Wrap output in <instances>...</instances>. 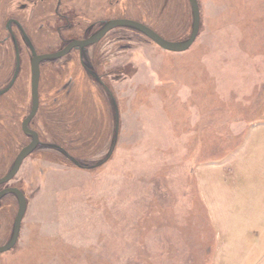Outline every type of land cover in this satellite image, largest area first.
Segmentation results:
<instances>
[{"label": "rangeland", "instance_id": "rangeland-1", "mask_svg": "<svg viewBox=\"0 0 264 264\" xmlns=\"http://www.w3.org/2000/svg\"><path fill=\"white\" fill-rule=\"evenodd\" d=\"M192 45L127 27L39 64V144L0 264H264V0H196ZM191 35L188 0H0V178L30 142V61L111 20ZM79 76V77H78ZM84 76V77H83ZM21 78V81H20ZM17 199L0 198V246Z\"/></svg>", "mask_w": 264, "mask_h": 264}, {"label": "water", "instance_id": "water-1", "mask_svg": "<svg viewBox=\"0 0 264 264\" xmlns=\"http://www.w3.org/2000/svg\"><path fill=\"white\" fill-rule=\"evenodd\" d=\"M188 1H189L191 12H192V31H191V35L188 38V40L182 43L167 41L163 39L162 37H160L158 34H156L153 30L146 27L145 25L140 24L139 22L125 20V19H117V20H111L105 23L104 26L98 32L92 35L90 38L85 39V40L71 41L63 49L55 53L42 54V55H36L35 53H33L31 61H30V94H31L30 111L21 124L22 132L28 135L31 140L25 147H23L19 151L10 170L7 172L5 176L0 178V184L7 183L15 176V174L18 172L20 168L22 161L39 144L37 133L30 130L28 128V124L30 120L33 118V116L35 115L37 108H38L39 64L41 61L59 59L65 56L66 54H68L71 49H82L86 46L92 45L96 43L97 41H99L107 32L117 27H127V28L134 29L142 33L153 44H155L156 46L160 47L163 50L170 51V52L185 51L194 42L197 36V33H198V28H199V12H198L197 2L196 0H188ZM18 71H19V58H18V53L16 51L15 72L13 74V77L9 85L4 90L0 91V95L8 91L10 87L14 84ZM8 193L13 194L17 199V212L14 217L13 226H12V234H11L10 240L5 245L0 246V253L7 252L15 245L18 239V236H19L21 221H22V218L26 210V200H25L23 193L20 190L16 188H5L0 191V198L3 195L8 194Z\"/></svg>", "mask_w": 264, "mask_h": 264}, {"label": "flooded vegetation", "instance_id": "flooded-vegetation-1", "mask_svg": "<svg viewBox=\"0 0 264 264\" xmlns=\"http://www.w3.org/2000/svg\"><path fill=\"white\" fill-rule=\"evenodd\" d=\"M93 35H94V34H93ZM90 37H91V36H90ZM90 37H89V38H90ZM87 39H88V38H87ZM16 51H18V50H16ZM17 53H18V52H17ZM18 58H19V55H18Z\"/></svg>", "mask_w": 264, "mask_h": 264}, {"label": "bare ground", "instance_id": "bare-ground-1", "mask_svg": "<svg viewBox=\"0 0 264 264\" xmlns=\"http://www.w3.org/2000/svg\"><path fill=\"white\" fill-rule=\"evenodd\" d=\"M79 77V76H78ZM84 77V76H83ZM20 81H21V78H20Z\"/></svg>", "mask_w": 264, "mask_h": 264}]
</instances>
